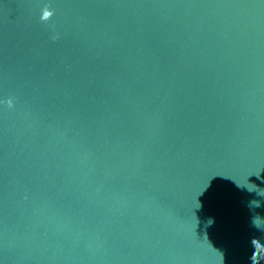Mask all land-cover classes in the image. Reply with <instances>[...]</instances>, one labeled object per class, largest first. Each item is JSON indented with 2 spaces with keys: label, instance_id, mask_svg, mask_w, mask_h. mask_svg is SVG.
Here are the masks:
<instances>
[{
  "label": "water",
  "instance_id": "water-1",
  "mask_svg": "<svg viewBox=\"0 0 264 264\" xmlns=\"http://www.w3.org/2000/svg\"><path fill=\"white\" fill-rule=\"evenodd\" d=\"M0 264H264V0H0Z\"/></svg>",
  "mask_w": 264,
  "mask_h": 264
},
{
  "label": "clouds",
  "instance_id": "clouds-1",
  "mask_svg": "<svg viewBox=\"0 0 264 264\" xmlns=\"http://www.w3.org/2000/svg\"><path fill=\"white\" fill-rule=\"evenodd\" d=\"M50 15H51V13L47 11V16L44 15L43 18H44V19H47Z\"/></svg>",
  "mask_w": 264,
  "mask_h": 264
},
{
  "label": "snow or ice",
  "instance_id": "snow-or-ice-1",
  "mask_svg": "<svg viewBox=\"0 0 264 264\" xmlns=\"http://www.w3.org/2000/svg\"><path fill=\"white\" fill-rule=\"evenodd\" d=\"M44 15H46V16H47V11H45V12H44Z\"/></svg>",
  "mask_w": 264,
  "mask_h": 264
}]
</instances>
